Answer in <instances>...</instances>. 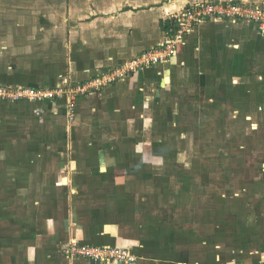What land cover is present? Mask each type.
<instances>
[{"label": "crops", "instance_id": "crops-1", "mask_svg": "<svg viewBox=\"0 0 264 264\" xmlns=\"http://www.w3.org/2000/svg\"><path fill=\"white\" fill-rule=\"evenodd\" d=\"M200 1L0 0V85L84 84L163 46L162 22ZM71 99L0 101V192L18 214L0 264H123L69 260L70 240L135 264H264L255 24L210 19L169 62Z\"/></svg>", "mask_w": 264, "mask_h": 264}, {"label": "built area", "instance_id": "built-area-1", "mask_svg": "<svg viewBox=\"0 0 264 264\" xmlns=\"http://www.w3.org/2000/svg\"><path fill=\"white\" fill-rule=\"evenodd\" d=\"M210 19H223L231 22L247 21L257 26L264 36V4L243 5L237 3L211 2L203 0L175 14L177 31L173 37L158 48L145 51L130 64L105 72L97 78L86 81L73 88L34 89L24 87H6L0 85V101L5 102H43L62 98L69 93L74 101L78 96L92 94L103 87L113 85L131 74L169 62L177 54V47L193 29ZM61 253L65 258L86 259L90 262L135 264L137 257L122 248L97 247L70 240L63 244Z\"/></svg>", "mask_w": 264, "mask_h": 264}, {"label": "rangeland", "instance_id": "rangeland-1", "mask_svg": "<svg viewBox=\"0 0 264 264\" xmlns=\"http://www.w3.org/2000/svg\"><path fill=\"white\" fill-rule=\"evenodd\" d=\"M2 185L7 186L10 184L9 183L6 184L5 179L0 176V189H1ZM11 198H13V197L10 195L9 192H0V222H1V220L3 221L2 223H0V235H1V233L6 232L7 230L11 231V229L9 227H7V225L3 224L5 222H7L6 224H10V223L13 224V221L9 222V220L7 219L8 215H10L11 217H12V215H13V217L18 216L17 213H15V214L13 213L14 210L12 207H14V205L12 204V201L10 200ZM9 200H10V202L7 203ZM4 207H6V208L4 209ZM2 215H3V217H2ZM13 227L16 228L15 226H13ZM2 228H3V230H2Z\"/></svg>", "mask_w": 264, "mask_h": 264}, {"label": "trees", "instance_id": "trees-1", "mask_svg": "<svg viewBox=\"0 0 264 264\" xmlns=\"http://www.w3.org/2000/svg\"><path fill=\"white\" fill-rule=\"evenodd\" d=\"M163 31L166 33L167 38L173 37L177 31L176 22L174 18L169 21L162 22Z\"/></svg>", "mask_w": 264, "mask_h": 264}]
</instances>
